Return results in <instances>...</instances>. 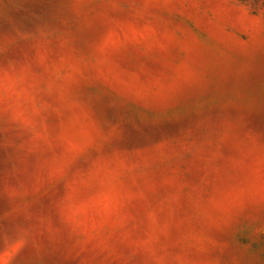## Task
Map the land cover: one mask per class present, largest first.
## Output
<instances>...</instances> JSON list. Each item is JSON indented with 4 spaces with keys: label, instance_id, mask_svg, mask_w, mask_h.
<instances>
[{
    "label": "rangeland",
    "instance_id": "rangeland-1",
    "mask_svg": "<svg viewBox=\"0 0 264 264\" xmlns=\"http://www.w3.org/2000/svg\"><path fill=\"white\" fill-rule=\"evenodd\" d=\"M0 264H264V0H0Z\"/></svg>",
    "mask_w": 264,
    "mask_h": 264
}]
</instances>
